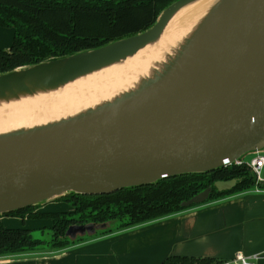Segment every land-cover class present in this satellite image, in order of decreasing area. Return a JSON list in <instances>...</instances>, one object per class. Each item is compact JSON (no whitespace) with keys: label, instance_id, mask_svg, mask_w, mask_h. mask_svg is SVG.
I'll use <instances>...</instances> for the list:
<instances>
[{"label":"water","instance_id":"95a60500","mask_svg":"<svg viewBox=\"0 0 264 264\" xmlns=\"http://www.w3.org/2000/svg\"><path fill=\"white\" fill-rule=\"evenodd\" d=\"M190 1L175 0L142 32L15 68L0 74V82L33 69L75 62L119 43L150 41L167 17ZM197 70L167 99L137 110L0 142V214L70 191L108 194L178 174L210 171L264 149V0H238L235 23L222 50ZM235 183L219 180L213 185L222 191ZM211 190L209 186L181 205L202 203Z\"/></svg>","mask_w":264,"mask_h":264},{"label":"trees","instance_id":"16d2710c","mask_svg":"<svg viewBox=\"0 0 264 264\" xmlns=\"http://www.w3.org/2000/svg\"><path fill=\"white\" fill-rule=\"evenodd\" d=\"M174 1L0 0V27L13 30L9 48H0V74L70 56L142 32L151 27L160 12ZM231 179L236 180L231 189L218 191L213 185L215 181ZM257 185L247 165L231 164L210 171L178 174L108 194L90 195L70 191L55 199L69 204L68 210L41 211L37 210L39 204H34L3 213L22 219L51 220V237L49 240L33 238L31 228L27 227H0V257L70 246L76 243L66 236L71 224H98L117 219L119 223L114 228L118 230L169 216ZM209 186L212 190L204 202L189 207L181 205ZM112 230L109 228L100 233ZM213 262L207 258L169 256L161 264Z\"/></svg>","mask_w":264,"mask_h":264},{"label":"bare ground","instance_id":"6f19581e","mask_svg":"<svg viewBox=\"0 0 264 264\" xmlns=\"http://www.w3.org/2000/svg\"><path fill=\"white\" fill-rule=\"evenodd\" d=\"M237 5L192 0L167 17L150 41L119 43L0 82V142L64 131L167 99L222 50Z\"/></svg>","mask_w":264,"mask_h":264},{"label":"crops","instance_id":"0c3cea01","mask_svg":"<svg viewBox=\"0 0 264 264\" xmlns=\"http://www.w3.org/2000/svg\"><path fill=\"white\" fill-rule=\"evenodd\" d=\"M12 36L11 28L0 27V48H9ZM258 185L139 225L79 236L59 250L1 256L0 264H161L169 256L219 264L237 252L264 264V173ZM42 204L37 210L48 211Z\"/></svg>","mask_w":264,"mask_h":264},{"label":"rangeland","instance_id":"374dc122","mask_svg":"<svg viewBox=\"0 0 264 264\" xmlns=\"http://www.w3.org/2000/svg\"><path fill=\"white\" fill-rule=\"evenodd\" d=\"M185 5H187V3L182 4L181 7H179L178 9L184 7ZM251 153L252 152H250V154ZM250 154L246 157V159L251 157ZM263 173H264V168L262 169V174ZM55 199L56 198H50L49 200L42 202V203H44V205H46V208L44 207V209L48 210V211H59L64 206H65V209H70L69 204H67L66 202L60 201V200H55ZM42 203H39V204L43 205ZM0 215H1L0 227H24V225L26 224L25 225L26 227L31 228L30 233H31V236L33 238H40L43 240H49L51 237V230H50L49 226H47L48 224H47V222H45L44 219L38 220V221H41V222H39L41 224H38V221L33 220V219H29L25 223V221L19 216L6 215V214H0ZM118 223H119V221L117 219H111V220H108L106 222L98 223V224H92V223L71 224L67 229L66 236L69 240H75V239L79 238V236L84 237V236L89 235V234H94L97 231L106 230L108 228H114ZM36 224H37V226H41V225H43V226L37 228V227H35Z\"/></svg>","mask_w":264,"mask_h":264},{"label":"built area","instance_id":"2783aa9c","mask_svg":"<svg viewBox=\"0 0 264 264\" xmlns=\"http://www.w3.org/2000/svg\"><path fill=\"white\" fill-rule=\"evenodd\" d=\"M250 155L251 157L249 156L250 158L248 159L241 157L231 164L247 165L255 176L256 182H258L262 179V169L264 168V149L252 152ZM219 264H256V262L242 252H237L232 257L223 260Z\"/></svg>","mask_w":264,"mask_h":264}]
</instances>
